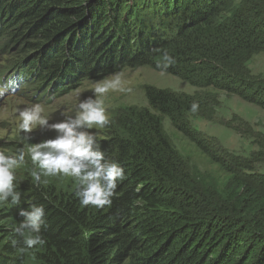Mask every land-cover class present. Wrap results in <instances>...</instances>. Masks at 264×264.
Masks as SVG:
<instances>
[{"label":"trees","instance_id":"1","mask_svg":"<svg viewBox=\"0 0 264 264\" xmlns=\"http://www.w3.org/2000/svg\"><path fill=\"white\" fill-rule=\"evenodd\" d=\"M6 1L0 0V44L3 37H29L12 57L18 59L7 77L15 87L39 73L53 87L92 74L91 65L105 59L119 63L96 72L112 75L124 58V67L138 68L172 50L171 74L184 78L195 70L203 81L224 82L221 92L264 108V75L250 69L264 55V0H14V14ZM146 98L151 110L126 111L110 136L97 140L127 177L110 207L81 206L70 177H42L48 183L37 187L33 166L23 164L29 174L14 182L21 203L0 210V264H264V175L243 177L249 169L226 154L229 164L215 162L229 181H195L162 126L166 118L195 142L189 123L178 126L190 106L163 91ZM32 205L45 209V243L21 254L22 244L12 241L21 239L19 211Z\"/></svg>","mask_w":264,"mask_h":264},{"label":"rangeland","instance_id":"2","mask_svg":"<svg viewBox=\"0 0 264 264\" xmlns=\"http://www.w3.org/2000/svg\"><path fill=\"white\" fill-rule=\"evenodd\" d=\"M8 2L10 3L7 7H10L11 14H14L20 7L19 3L10 0L6 1L5 4ZM23 4L21 2L20 5ZM16 7L18 8L15 9ZM29 7L31 8V6ZM3 10L7 11L6 7ZM14 32L16 34V30ZM2 39L3 44H0V87L7 88L8 94L0 98V151L7 155L16 153L20 147H24L27 151V146L21 141V134L17 129L19 123L17 109L30 107L33 104H41L45 108L43 115L49 117L50 123H58L68 116L75 115V108L79 101L92 96L98 83H103L114 75L100 76L99 72H96L97 70L119 63L118 60H115L112 64H103L106 59L97 65L93 63L94 68L91 65L93 75L87 73L88 71H83L75 78L68 77V79L53 85V87L52 82H48L49 77H43L42 73L36 75L35 80L28 81L29 76L19 71L18 76L25 77L26 75V78L23 82L21 81L20 86L17 84L18 87H15L17 80L14 77H7L13 69L11 67L14 66V62L18 59L11 63L12 57L28 43L29 37L27 35L26 37H3ZM69 47H71L70 43ZM165 53L170 56L173 51L168 50ZM65 56L66 52L63 55V60ZM263 56L259 54L250 62V69L252 68L255 74L264 75ZM46 57L47 55L44 58ZM125 60L127 58L120 62H123L122 70L115 74H121L122 86L130 88L131 91H110L104 97H96L103 99L109 115V124L104 128L94 127L89 129V131L96 133L97 140H104L109 137L116 129V119L126 111L151 110L146 98L147 93L163 91L181 97L190 106V111L183 113L178 126L183 125L186 127L185 123H189V131L195 138V142L191 141L190 137L176 125H171L166 118H162V126L165 135L172 142L178 155L187 162L186 164L194 175L195 181L210 178L221 185L229 181L231 176H226L215 162L229 164L224 157L226 154H231L234 159L239 160L244 167L249 169V171L243 172V177L248 179L263 177L264 108L246 102L231 93L221 92L220 89L225 87L224 82L203 81L204 79H200L195 70L187 72L182 78L171 74L170 70H173V68L170 66L166 74L162 76L160 75L162 69L158 67L162 64V61L157 58L151 59V65L138 68L124 67L126 65ZM71 70L74 71V68H70ZM87 75L89 77H86ZM6 78L10 81V86L7 87L2 84V81ZM193 103L199 106L195 113L191 111ZM27 135L30 137L27 143L36 144L44 140L54 139L57 133L42 128ZM196 143L204 147L208 155L199 150ZM26 164L28 167L32 166L27 156ZM28 174L29 171L23 165L16 170L18 180L25 179ZM236 174L238 175L237 172ZM58 177L51 178L56 179ZM1 209H4V206H0ZM1 241L2 238L0 237V243Z\"/></svg>","mask_w":264,"mask_h":264},{"label":"clouds","instance_id":"3","mask_svg":"<svg viewBox=\"0 0 264 264\" xmlns=\"http://www.w3.org/2000/svg\"><path fill=\"white\" fill-rule=\"evenodd\" d=\"M175 64L173 57L164 54L160 75H165L167 69ZM121 74H114L103 83H98L92 96L83 98L71 115L58 123H50L49 117L43 115L44 106L33 104L30 107L17 109L18 132L21 141L27 146L18 148L17 152L7 155L0 151V206H19L21 192L16 190V170L30 159L32 169L30 175L33 183L39 187L47 184L42 177L72 178L77 186L75 192L83 207L92 206L102 209L110 207L116 195L118 183L127 177L125 169L116 161L106 158L97 141L95 132L89 129L104 128L109 124V115L104 106V97L110 91L130 92V88L122 86ZM8 94V89L0 87V98ZM198 104L193 103L191 111L198 110ZM47 128L57 133L54 139L44 140L36 144H28L27 134L34 130ZM22 222L15 229L21 239L13 240V246L21 243L19 253L24 254L45 241L40 233L45 224V209L43 206L32 205L30 210L19 211Z\"/></svg>","mask_w":264,"mask_h":264}]
</instances>
